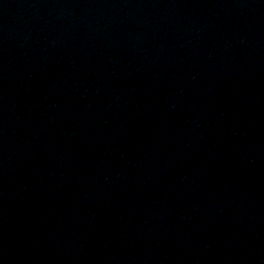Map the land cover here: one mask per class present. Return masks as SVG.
I'll return each mask as SVG.
<instances>
[{
  "label": "water",
  "instance_id": "95a60500",
  "mask_svg": "<svg viewBox=\"0 0 264 264\" xmlns=\"http://www.w3.org/2000/svg\"><path fill=\"white\" fill-rule=\"evenodd\" d=\"M0 264H264V0H0Z\"/></svg>",
  "mask_w": 264,
  "mask_h": 264
}]
</instances>
